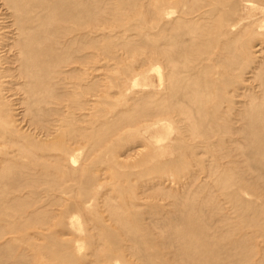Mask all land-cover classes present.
Segmentation results:
<instances>
[{"label":"rangeland","instance_id":"rangeland-1","mask_svg":"<svg viewBox=\"0 0 264 264\" xmlns=\"http://www.w3.org/2000/svg\"><path fill=\"white\" fill-rule=\"evenodd\" d=\"M177 1L0 0V264H264V3Z\"/></svg>","mask_w":264,"mask_h":264},{"label":"bare ground","instance_id":"bare-ground-1","mask_svg":"<svg viewBox=\"0 0 264 264\" xmlns=\"http://www.w3.org/2000/svg\"><path fill=\"white\" fill-rule=\"evenodd\" d=\"M16 1V0H15ZM158 2V1H160L159 3L160 4H158V5H160V9H161V7H163L164 9L165 8H167L166 7V5L167 4H170L169 5V7L168 8H170V6L171 5H174L172 2H174V3H178V1L177 0H152V2H150V3H153V2ZM262 3H264V0H260ZM2 3V2H1ZM166 4V5H165ZM155 5H157L156 3H155ZM154 5V6H155ZM151 7V6H150ZM176 7V6H175ZM177 7H180V6H177ZM173 8H174V6H173ZM187 8H188V2H187ZM250 8V11L252 12V11H255V10H258L259 11V8H254L253 6H251V7H249ZM158 8L156 7L155 8V10H157ZM178 9V8H177ZM181 9V8H180ZM3 10V9H2ZM159 10V9H158ZM261 10H262V8H261ZM160 11V10H159ZM181 11V10H180ZM184 11V10H183ZM7 12V11H6ZM155 12V11H154ZM111 13H112V11H111ZM206 13V12H205ZM3 14V13H2ZM184 13H182V15H183ZM54 15V14H53ZM122 15V14H121ZM185 15V14H184ZM126 16V15H125ZM132 16V15H131ZM161 16V15H160ZM179 16V15H178ZM127 17V16H126ZM135 17V16H134ZM147 17V16H146ZM1 19V18H0ZM4 19V18H3ZM8 19V18H7ZM10 19V18H9ZM54 19V18H53ZM176 19H177V17H176ZM178 20V19H177ZM176 20V21H177ZM2 21H4V20H2ZM2 21H1V23H2ZM13 21V20H12ZM55 21V20H54ZM174 21H175V19H174ZM180 21V20H179ZM6 22H10V21H6ZM5 22V23H6ZM117 22V21H116ZM147 22V21H146ZM155 22V21H154ZM158 22V21H157ZM172 22V21H171ZM1 23H0V25H1ZM41 23H42V21H41ZM53 23V22H52ZM215 23V22H214ZM8 25V24H7ZM7 25H5V26H7ZM11 25V24H10ZM26 25H27V23H26ZM44 25V24H43ZM46 25V24H45ZM113 26H114V23L112 24ZM182 25H184V24H182ZM2 26V25H1ZM112 26V27H113ZM262 28L264 27V25H260ZM11 27V26H10ZM47 27V26H46ZM111 27V28H112ZM1 28V27H0ZM5 28V27H4ZM9 30L8 31H10V28L9 27H7ZM6 28V29H7ZM21 28V27H20ZM1 29H3V28H1ZM25 29V28H24ZM31 29V28H30ZM57 29V28H56ZM4 30V29H3ZM138 30V29H137ZM262 30V29H261ZM21 31H23V30H21ZM210 31V30H209ZM4 32V31H3ZM6 32V31H5ZM12 32H13V30H12ZM25 32V31H24ZM0 33H1V31H0ZM7 33H9V32H7ZM6 33V34H7ZM15 33V32H14ZM13 33V34H14ZM31 33V32H30ZM40 33V32H39ZM116 33V32H115ZM131 35V34H130ZM9 36V35H8ZM45 37V36H44ZM23 38H24V36H23ZM16 39V38H15ZM29 39H30V37H27L26 38V42H29ZM19 40H20V38H19ZM35 40V39H34ZM33 39H32V41H34ZM46 40V39H45ZM44 40V41H45ZM11 41V40H10ZM20 41H22V40H20ZM42 41V40H41ZM170 41V40H169ZM263 41V40H262ZM7 40L4 38V34L2 33L1 35H0V51L1 50H3V48L7 45ZM13 42V41H12ZM245 44V43H244ZM253 44V43H252ZM14 45V43L11 45V47ZM40 45V44H39ZM18 46V45H17ZM21 46V45H20ZM16 47V46H15ZM135 47V46H134ZM13 48V47H12ZM20 48V47H19ZM25 48V47H24ZM23 48V49H24ZM6 49V48H5ZM28 49V48H27ZM20 50V49H19ZM21 50H22V47H21ZM29 50V49H28ZM4 51V50H3ZM11 51H13V50H11ZM31 51H32V48H31ZM41 51V50H40ZM142 51H143V49H142ZM25 52V51H24ZM23 52V53H24ZM1 53V52H0ZM4 53H5V51H4ZM10 53V52H9ZM12 53H14V52H12ZM19 53V52H18ZM22 53V52H21ZM20 53V54H21ZM22 53V54H23ZM26 53V52H25ZM31 53V52H30ZM154 53V52H153ZM153 53H151L152 55H153ZM166 53V52H165ZM255 53V52H254ZM2 55V54H1ZM152 55H151V57H152ZM230 55V54H229ZM20 56V55H19ZM23 56H25V55H23ZM23 56H20V57H22L21 59H23ZM149 56H150V54H149ZM154 57H155V53H154V55H153ZM5 57V56H4ZM33 57V56H32ZM254 57V56H253ZM19 58V57H18ZM25 58V57H24ZM29 58V57H28ZM150 58V57H149ZM161 58V57H160ZM6 59H7V57H6ZM10 59V58H9ZM33 59H34V57H33ZM57 59V58H56ZM18 60V59H17ZM25 60V59H24ZM150 60V59H149ZM26 61V60H25ZM2 62V61H1ZM0 62V64H2ZM23 62V61H22ZM51 62H53V61H51ZM59 62V61H58ZM61 62V61H60ZM260 62H262V61H260ZM4 63V62H3ZM7 63V62H6ZM11 62H9V64H10ZM25 63V62H24ZM36 63V62H35ZM34 63V64H35ZM149 63H151V61L149 62ZM51 64V63H50ZM55 64V63H54ZM78 64H79V62H78ZM152 64V63H151ZM190 64V63H189ZM14 65V64H13ZM24 65V64H23ZM80 65V64H79ZM153 65H155V67L154 68H152V70H154L155 72H157V74L160 76V74H161V71H160V68L158 67V65H157V62L155 63V64H153ZM1 66V65H0ZM15 66V65H14ZM18 66V65H17ZM29 66H31V65H29ZM36 66V65H35ZM35 66H34V68L33 69H35ZM49 66V65H48ZM52 66V65H51ZM151 66V65H150ZM160 66V65H159ZM5 67V66H4ZM50 67V66H49ZM53 67V66H52ZM162 67V66H161ZM3 68V67H2ZM29 68L30 67H28V71H29ZM38 68V67H37ZM84 68V67H83ZM86 68V67H85ZM145 68H147V67H145ZM259 68H261L260 66H259ZM44 69V68H43ZM49 69V68H48ZM48 69L46 70V71H48ZM51 70L50 71H52V68H50ZM54 69V68H53ZM147 69H149V68H147ZM2 70V69H1ZM7 70V69H6ZM11 70V69H10ZM44 71V70H43ZM146 70L145 69H142V70H138L137 68H135L134 69V73L132 74V75H134V76H136V81H135V84H137L138 86L139 85H145V82H144V72H145ZM3 72H9L8 70L7 71H3ZM14 72V71H13ZM16 72V71H15ZM45 72V71H44ZM84 72V71H83ZM10 73V72H9ZM32 73V72H31ZM48 73H50V72H48ZM210 73V72H209ZM4 74V73H3ZM16 74V73H15ZM34 74V73H33ZM8 75V74H7ZM85 75V74H84ZM3 76V75H2ZM4 76H6V74L4 75ZM255 77V76H254ZM5 78V77H4ZM1 79V78H0ZM34 80V79H33ZM160 81V80H159ZM3 81H1V83H2ZM0 83V84H1ZM23 85V84H22ZM2 85H0V92L1 93H3V91L5 90V89H3V87H1ZM4 86V85H3ZM146 86V85H145ZM127 87V86H126ZM151 89V88H150ZM254 89V88H253ZM2 96H3V94H2ZM0 97V99H1V101H3V100H5V98H3V97ZM76 97V96H75ZM128 100V99H127ZM6 102V101H5ZM4 102V103H5ZM3 105V104H2ZM241 113V112H240ZM10 117V116H9ZM13 119V118H12ZM11 119V120H12ZM10 120V121H11ZM6 122L4 119L3 120H1V125H4V122ZM158 122V121H157ZM149 123V122H148ZM147 123V124H148ZM160 123H162V122H160ZM145 124H146V122H145ZM151 124H153L152 126H150V124L149 125H145L144 127H143V130L146 132V133H148L149 131L151 132V135H149V138L151 137L152 138V132H154L153 130H155V134H154V138H152L153 139V141H154V143H158V144H164V147H166L165 146V143L167 142L166 140L169 138V135H170V133H171V131H172V129H171V127H170V125H166V124H164L163 123V125H161V126H159L158 127V125L156 126V128L155 127H153L154 126V123H151ZM0 125V126H1ZM142 125V124H141ZM5 126H7L8 128L9 127H12V129H13V133L15 134V136H22V133H24L25 131H22V130H20V129H17L16 128V125L15 126H12L10 123H7ZM4 127V126H3ZM2 127V128H3ZM6 127V128H7ZM140 126L137 128H134L135 129V131H134V134L136 135V136H139V134H140ZM157 128H158V131H157ZM159 128H160V130H159ZM139 130V131H138ZM2 132V131H1ZM10 132V131H9ZM150 132L148 133V134H150ZM144 133V132H143ZM145 133V134H146ZM230 133V132H229ZM58 134V133H57ZM235 134V133H234ZM27 135H29L28 133L26 134V136ZM59 135V134H58ZM10 136V135H9ZM8 136V137H9ZM13 136V135H12ZM57 136V135H56ZM88 136V135H87ZM2 138L4 137V135L3 136H1ZM32 137V136H31ZM35 137V136H34ZM34 137H32V138H34ZM62 137V136H61ZM148 137V136H147ZM13 138V137H12ZM27 138H28V136H27ZM132 138H134V137H132ZM136 138H138V137H136ZM140 138V137H139ZM142 138V137H141ZM145 138V137H144ZM150 138V139H151ZM10 139V138H9ZM19 139V138H18ZM26 139V138H25ZM31 139V138H30ZM30 139H28L29 141H30ZM35 139V138H34ZM60 140H61V138H59ZM143 139V138H142ZM149 139V140H150ZM235 139V138H234ZM15 140V139H14ZM33 140V139H32ZM140 140V139H139ZM144 140V139H143ZM170 140V139H169ZM11 141V140H10ZM16 141V140H15ZM21 141V140H20ZM19 141V142H20ZM38 142H36L35 144H36V146H37V148L34 146V147H32L31 148V150L33 151V152H35V151H37L38 150V148L39 149H41V150H43L44 152H51L52 151V149L53 150H55V151H57L56 153L58 154L59 153V155H58V158H60V160H62V162H66V164H67V162L68 163H75L76 161H77V156H76V154H75V152H74V149H73V147L74 146H71V143L69 142H66L64 139L62 140V141H60V143H58V142H55V141H52V140H46V138L45 139H38L37 140ZM142 141V140H141ZM144 141H147V139L145 138V140ZM151 141V140H150ZM164 141H166L165 143H164ZM17 142V141H16ZM28 142V141H27ZM148 142V141H147ZM170 142V141H169ZM214 142V141H213ZM7 143V142H6ZM146 143V142H145ZM149 143V142H148ZM216 143V142H215ZM27 144V143H26ZM30 144H31V142H30ZM30 144H27V145H30ZM199 144V143H198ZM7 145L8 146H10L11 148L13 147V144H11V143H7ZM25 145V144H24ZM93 145V144H92ZM149 145V144H148ZM168 145V144H167ZM50 146H53V147H50ZM154 146V145H153ZM4 147V146H3ZM70 147H72V149L70 148ZM90 147V146H89ZM143 147V149L144 148H147V145H143L142 146ZM149 147L150 146H148V150L150 151V153H149V155L151 156V158H155V156L156 155H158V154H156L155 155V148L152 150L151 148L149 149ZM163 147V148H164ZM4 148H6V147H4ZM19 148V147H18ZM10 149V148H9ZM159 149V148H158ZM168 149V148H167ZM23 150V149H22ZM95 151V150H94ZM140 151H142L141 149H136L135 150V152H134V154L135 155H141L142 156V152H140ZM144 151H146V149L144 150ZM21 152V151H20ZM167 152V151H166ZM170 152V151H169ZM172 152V151H171ZM18 153L19 152H17L16 150H12L11 152H8L7 154H5L4 156L6 157V158H4V159H1L0 158V173L1 172H3L1 169H2V167H4V168H6L7 166L6 165H8V162H12V164H13V159L12 158H15L16 156H18ZM163 153V152H162ZM27 154V153H26ZM31 154V153H30ZM42 154V153H41ZM40 154V155H41ZM56 154V155H57ZM113 154V153H112ZM148 154V153H147ZM164 154H166L165 153V151H164ZM200 154V153H199ZM47 155V154H46ZM51 155V154H50ZM53 155V154H52ZM55 155V154H54ZM63 155V156H62ZM162 155V154H161ZM214 155H215V153H214ZM39 156V155H38ZM44 156V155H43ZM62 156V157H61ZM149 156V157H150ZM56 157V156H55ZM21 158V157H20ZM36 158V157H35ZM157 158H158V156H157ZM17 159H18V157H17ZM51 160H52V158H50ZM153 159H151V160H153ZM7 160V161H6ZM37 160H38V158H37ZM22 161V160H21ZM20 161V162H21ZM148 161H150V160H147V162ZM181 161V160H180ZM190 161H191V159H190ZM7 162V163H6ZM58 162V161H57ZM152 162V161H151ZM219 163V162H218ZM36 164V163H35ZM66 164H64V165H66ZM61 165V164H60ZM140 165H141V162H140ZM185 166H186V164H184ZM234 165V164H233ZM24 166V165H23ZM208 166V165H207ZM214 166V165H213ZM63 167V166H62ZM65 167V166H64ZM66 167H67V165H66ZM183 167V166H182ZM191 167V166H190ZM215 167V166H214ZM69 168H71V166L70 167H68V170H70ZM207 168V167H206ZM76 169V168H75ZM110 170V169H109ZM108 170V171H109ZM207 170V169H206ZM10 171V170H9ZM194 171V170H193ZM226 171V170H225ZM5 172V171H4ZM8 172V171H7ZM60 172V171H59ZM112 172V171H111ZM150 172H152V171H150ZM5 174V173H4ZM66 174V173H65ZM69 174V173H68ZM71 174H73V173H71ZM219 174V173H218ZM7 175V174H6ZM58 175V174H57ZM194 178H195V176H194ZM160 182V181H159ZM224 183V182H223ZM225 184V183H224ZM230 186V185H229ZM24 189V188H23ZM53 189V188H52ZM136 194H137V192H136ZM155 200V199H154ZM24 204V203H23ZM61 204V203H60ZM60 206V205H59ZM76 206H77V208L79 209H82V207H80V204L79 203H77L76 204ZM89 206V205H88ZM79 209V210H80ZM97 217V216H96ZM124 218V217H123ZM97 219H99L98 217H97ZM73 220H74V216H72L71 217V221L73 222ZM100 221H104L103 219H100ZM105 222V221H104ZM43 224V223H42ZM78 225H79V227H81L82 228V226L80 225V223L78 222ZM30 227V226H29ZM106 227H109L108 226V224H106ZM111 227V226H110ZM75 228L76 229H79L78 227H76L75 226ZM110 229V228H109ZM108 229V230H109ZM81 230V229H80ZM21 233V232H20ZM182 233V232H181ZM97 236V235H96ZM22 237V236H21ZM36 237V236H35ZM35 237H33V238H35ZM61 238V237H60ZM63 238V237H62ZM88 238V237H87ZM185 238V237H184ZM69 239V238H68ZM70 240L72 241V239L70 238ZM74 240V239H73ZM64 241H65V238H64ZM62 242V241H61ZM66 242V241H65ZM175 242V241H174ZM72 243V245L73 246H71V247H74V244H75V246H76V241H73V242H71ZM80 243V242H79ZM95 243H96V241H95ZM195 244V242H193V244L192 245H194ZM184 245V244H183ZM182 245V246H183ZM186 245V244H185ZM36 246V245H35ZM190 246V245H189ZM188 246V247H189ZM32 247V246H31ZM195 247V246H194ZM68 248H70V247H68ZM80 248V247H79ZM192 248H193V246H192ZM97 249H98V247H97ZM96 248L94 249V250H97ZM38 247L36 246V247H34V253H36V252H38ZM67 250V249H66ZM93 250V251H94ZM182 250V249H181ZM92 251V252H93ZM208 251V250H207ZM95 252V251H94ZM98 253H100L99 251H97ZM118 252V251H117ZM120 252V251H119ZM98 253H97V256H98ZM103 253V252H102ZM107 253V252H106ZM112 253V252H111ZM123 253V254H122ZM127 253V252H126ZM215 253V252H214ZM114 254V253H113ZM113 254H112V256H113ZM120 257H122V259H121V262L119 261V264H123V259H124V261L125 262H127V260H126V255H125V253H124V251H121L120 253ZM36 255V257H37V254H35ZM116 255V254H115ZM101 256V255H100ZM103 256H104V254H103ZM108 256H110V255H107V257ZM119 256V255H118ZM129 256V255H128ZM163 256V255H162ZM215 256V255H214ZM213 256V257H214ZM253 256V255H252ZM117 257V256H116ZM115 257V258H116ZM180 257V256H179ZM98 258V257H97ZM101 258H102V256H101ZM104 258H105V256H104ZM215 258H217V257H215ZM181 260H182V258H181ZM34 262H36V261H34ZM34 262H32V263H34ZM38 262V261H37ZM116 262V261H115ZM114 262V263H115ZM118 262V261H117ZM175 262V261H174ZM217 262V261H216ZM181 263H182V261H181ZM84 264H85V262H84ZM93 264H108L107 263V260L106 259H104V261H102V260H100L99 259V262L97 263V262H94ZM125 264V263H124ZM169 264V263H168ZM237 264V263H236Z\"/></svg>","mask_w":264,"mask_h":264}]
</instances>
